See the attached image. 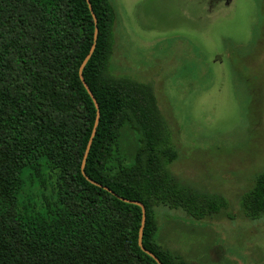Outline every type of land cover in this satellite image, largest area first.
<instances>
[{
  "label": "trees",
  "instance_id": "1",
  "mask_svg": "<svg viewBox=\"0 0 264 264\" xmlns=\"http://www.w3.org/2000/svg\"><path fill=\"white\" fill-rule=\"evenodd\" d=\"M90 2L99 34L83 76L100 118L86 174L144 204L142 244L162 264H188L159 243L156 209L203 220L227 202L163 176L178 152L150 88L110 72L111 1ZM94 32L87 0H0V264H158L139 245L142 209L82 174L97 110L79 70ZM241 206L264 215V174Z\"/></svg>",
  "mask_w": 264,
  "mask_h": 264
},
{
  "label": "rangeland",
  "instance_id": "2",
  "mask_svg": "<svg viewBox=\"0 0 264 264\" xmlns=\"http://www.w3.org/2000/svg\"><path fill=\"white\" fill-rule=\"evenodd\" d=\"M110 1V72L150 88L178 152L163 176L227 202L203 220L158 207L159 243L188 264H264V215L241 206L264 174V0Z\"/></svg>",
  "mask_w": 264,
  "mask_h": 264
},
{
  "label": "water",
  "instance_id": "3",
  "mask_svg": "<svg viewBox=\"0 0 264 264\" xmlns=\"http://www.w3.org/2000/svg\"><path fill=\"white\" fill-rule=\"evenodd\" d=\"M87 3H88L89 9L91 11V14H92V16L94 18V22H95L94 43H93V45H92V47L90 49V52L88 53V55L86 56L85 60L83 61L82 65L80 67L79 74H80V79H81L82 83L84 84V87L86 88L87 92L91 96V98H92V100H93V102H94V104L96 106L97 115H96L94 128H93V131H92V134H91V137H90V140L88 142V146L86 148V152H85V155H84V158H83L82 167H81L82 174L90 183H92V184H94L96 186H99V187H103L105 190L109 191L111 194H113L114 196L118 197L122 201H124L126 203L137 205V206H139L142 209V225H141L140 235H139V245L142 248V250L144 252H146L149 256L154 258V260L158 264H162V262L158 259V257L156 255H154L152 252H150L147 249H145L143 247V244H142L143 232H144V227H145V224H146V208H145L144 204L142 202H140V201H134V200H129V199H125V198L119 197L113 191H111L109 188L102 186L98 182H96V181L92 180L90 177H88V175L86 174V171H85V166H86L88 154L90 152V148H91L93 139L95 137V134H96V131H97V127H98V124H99V118H100V108H99L98 102H97L96 98L94 97L90 87L85 82V79H84V76H83V70H84L86 64L88 63V61L90 60L91 56L93 55V53L95 51L96 44H97V39H98V34H99V29H98V26H97L98 21H97L95 13L93 11V8H92L90 0H87Z\"/></svg>",
  "mask_w": 264,
  "mask_h": 264
},
{
  "label": "flooded vegetation",
  "instance_id": "4",
  "mask_svg": "<svg viewBox=\"0 0 264 264\" xmlns=\"http://www.w3.org/2000/svg\"><path fill=\"white\" fill-rule=\"evenodd\" d=\"M217 2L218 5H221V7L224 5L230 7L231 4L233 3V0H217Z\"/></svg>",
  "mask_w": 264,
  "mask_h": 264
}]
</instances>
